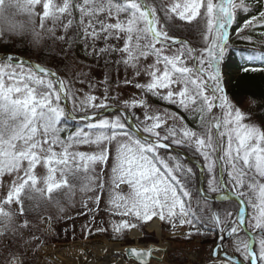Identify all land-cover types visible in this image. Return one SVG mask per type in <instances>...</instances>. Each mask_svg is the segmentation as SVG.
<instances>
[{
  "label": "snow or ice",
  "instance_id": "6c2138e0",
  "mask_svg": "<svg viewBox=\"0 0 264 264\" xmlns=\"http://www.w3.org/2000/svg\"><path fill=\"white\" fill-rule=\"evenodd\" d=\"M238 11L254 13L236 30L238 38L251 40L241 34L258 25L264 27V0H182L170 8L157 6L156 0H63L62 3L0 0V20L7 25L0 27V42L30 35L31 47L38 50L46 32L50 39L67 44L62 50L65 68L74 58V45L80 43L85 55L118 54L117 63L137 69V75L141 59L152 56L154 63L145 69L150 81L136 83L135 87L199 119L194 130L184 122L186 117L176 112L165 109L163 117L145 112L141 128L140 124L130 123L125 114L126 109L144 106V101L134 99L124 101L118 110L120 114L106 117L98 110L111 107L106 103L107 88L103 99L87 93L79 99L71 81L66 82L59 74L60 65L53 70L41 63L33 64L31 57L5 54L0 57V180L6 174H14V179L0 202V236L8 235L17 214L6 210L5 205L15 203L23 217L26 212L35 211L32 201L52 200L55 191L65 188L71 191L78 182L82 191L93 193L89 197L92 207L88 203L84 207L95 215L106 185L100 180L93 186L89 173L95 172L97 165L108 164L115 144L107 209L121 218L111 225L115 234L122 235L125 230L153 220L167 223L173 230L187 225L184 238L188 240L218 233L219 242L214 245L211 257L213 264H264V121L257 126L249 116V122H245V114L226 91L221 70L226 53L230 52V28ZM76 12L78 21L74 17ZM17 15L26 16L27 22L16 20ZM174 17L188 24L196 22L202 46L178 34L170 23ZM49 21L51 26L46 27ZM162 21L166 27L160 26ZM58 24L63 29L62 35H57ZM100 40L104 41V47L97 53L96 43ZM173 48V54H166ZM257 55L259 66L255 63ZM249 57L241 53L242 71L264 74V53H249ZM125 83L131 81L126 79ZM62 101H73V108L66 111L67 103L61 106ZM76 101L81 110L95 111L81 116L84 123L71 130L63 127L62 121L77 118ZM162 125L167 127L162 129ZM161 129L163 135L158 131ZM141 131L148 136L141 138ZM172 144L190 146L203 158L209 177L206 189L194 191L192 169H185L167 153L161 154V149ZM82 145H95V150L80 151ZM38 165L46 168L45 188L37 187ZM105 175L108 173L102 167L97 179ZM121 185L129 187L127 195L117 191ZM220 189L227 190L222 201L234 199L235 214L228 210L221 214L208 208L205 215V205L214 199L208 193ZM249 207L252 212L247 218ZM43 220L50 225L48 217ZM28 224L25 218L20 227L27 228ZM241 232L245 235L240 236ZM226 237L232 238L233 251L240 258L227 249L220 257L219 250ZM12 245L9 240L8 246ZM156 251L151 246L144 251L130 249L140 264H148ZM9 264H34V261L11 253Z\"/></svg>",
  "mask_w": 264,
  "mask_h": 264
},
{
  "label": "rangeland",
  "instance_id": "374dc122",
  "mask_svg": "<svg viewBox=\"0 0 264 264\" xmlns=\"http://www.w3.org/2000/svg\"><path fill=\"white\" fill-rule=\"evenodd\" d=\"M54 2L62 3L63 0H54ZM74 2H76V0H74ZM157 2L162 4L164 7L170 8L173 4L180 3L182 2V0H156V5L158 4ZM160 14L161 13L158 12V15ZM19 16L22 17L24 22H27L26 16ZM74 17L75 20L78 21L79 13H74ZM64 22H67V15L65 16ZM170 23L173 24L174 28H182L184 32L185 30H187V36H192L191 38L187 39L192 41L193 44L198 43L199 46H202L203 40L201 35L199 38H195L196 35L200 33V29L195 26V21H193L192 24H188L187 22L179 21L178 17H174V21H170ZM38 25L39 20H37V29L39 30ZM6 26V23L3 20H0V27ZM50 26L51 22H46V27ZM160 26L166 27L163 21L161 22ZM62 34H64L63 29L58 24L57 35ZM71 34L72 30L70 29L69 35ZM42 36L43 38L38 50L31 47L29 43L31 39L30 35L22 38L25 42V50L37 51V55H33L34 51L29 55L34 56L32 60L36 62H42L46 67L49 66V63H51L54 68H56L57 65H60V70L62 71L63 78L67 79L66 82H68V80L71 81V87L73 91L76 92L79 99H83L85 93L95 95L99 99H103L105 95V89L107 88L108 100L106 101V103L111 105V107L113 108H122L124 101L127 100L134 99L137 101H144V106L138 105L134 109H126L131 114L135 123L141 125V128L143 126L141 122L145 120V112H148L149 114H159L163 117L165 115V109H167L169 113L176 112L179 115L185 116L186 119L184 122L194 130L197 129V125L199 123L198 117L193 119L191 116L183 113L176 106L170 105L166 101L161 100L158 96H153L151 93H146L144 90L135 87L136 83L146 84L150 81V76L147 74V71L145 69L148 65L154 63V57L149 56L146 59H141V61L139 62L140 74L137 75V69L126 67L123 63H117V61L120 59L118 54L94 53L92 55H85L83 44L76 43L72 50L74 57L72 63L70 64V66L65 68L63 66V61L66 60V57L64 56V52L62 50L67 48V44L50 39L46 32H44ZM245 42L248 43L250 42V40H245ZM109 43H111V41ZM16 44V42L9 43V40H4L0 42V50H3L4 52L2 53H5V49L7 47L15 48ZM102 47H104V41H97V53ZM88 51H92L91 47L88 49ZM46 52H50L52 54L51 60L47 58ZM174 52L175 49L173 48L171 50H168L166 54H173ZM41 54L44 55L42 56ZM26 57L29 56L26 55L25 58ZM188 63L189 65L191 64L190 61ZM222 66L223 64L221 65L223 76L225 79H227L228 82L227 85V83L223 81L224 85H226V88H230V81L232 80V83H234L240 76V74L229 76L226 74V72H224ZM248 76L250 77L252 75ZM126 79L128 81H131V83H125ZM82 80L83 83H81ZM89 85H92V87L90 88ZM163 94L164 93L162 91L161 95ZM233 102L235 106L245 114L246 118L250 116V114L247 113V109L249 108L250 103L244 101L242 105H238L236 103V100H233ZM69 105L72 109L74 106L73 101H69ZM61 106H64L62 102ZM75 108L76 111L74 112V115H90L93 111H95L91 108L81 110L79 101L75 102ZM98 111L102 112L103 109H100ZM108 117L110 118L113 116ZM189 118H192L193 121L189 120ZM245 122L249 121L246 119ZM251 122L255 123L257 126L260 125V123L255 119H251ZM171 123L172 121L169 120L168 124ZM165 127H167V125H162V129ZM163 134L164 132L161 131V135ZM144 135L148 136L147 133H144ZM175 146L180 148V146L178 145ZM185 147L192 149V147L190 146ZM79 150L91 152L95 150V145H82L80 146ZM114 151L115 144H113L112 146L108 164L106 166L97 165L95 172L89 173V175H91L93 178V186L96 183H99L100 180H103L106 185L105 192L101 197L99 211H97L95 215L84 207L85 203H88L89 207H92L89 197H91L93 193L82 191V185L79 182L75 184L71 191L66 188L55 191L52 194V200H40L39 198H37V200L32 201L31 203L35 206V211L26 212L25 216L23 217L18 214V206L15 203L11 205H5L6 210H10L17 214L13 216L12 226L8 233V237H11L13 239L12 247H4L7 244L6 241L8 237L6 238V236H0V243L2 242L1 244H3L2 247H0V264H9L11 253H19L24 259L33 260L34 264H62L63 261L68 264H75V259L67 252V249H69V247H66L65 245L71 244L72 246H74L81 243L85 245L89 244L90 248L94 250L90 252L91 255L86 254L84 253V251H82L80 253V256H77L76 258H84L91 264V262L94 261L91 256L97 255L96 250H98V241H102L104 243L112 245L131 247L136 244L135 241L131 240V233L134 230L139 231L140 234L142 233L141 238H139L137 243L140 246L152 244L161 245L163 243H167L170 246L167 255L168 257L166 258V264H188L191 259L190 253L195 249L200 250L199 261L204 260L205 262H210V246H207L206 244L205 246H201V244L196 242L197 238H195L191 242H188L187 240L185 241V239L183 238L184 230L175 231L173 229H170L167 223L159 222V224H161V236L156 235V233L147 234L145 224L142 227H138L130 231L125 230L122 235L115 234L112 231L111 225L113 223L119 222L121 219L119 216H113L107 211L108 207H110V205L108 204L110 192L108 184L110 183V168L113 163ZM160 152L162 155L164 154L162 151ZM191 152L197 154L200 160L203 161V158L197 152L193 151V149ZM167 155L170 157H174L175 161H178L185 169L189 168V165L177 155L172 153H169ZM175 161H173V164L175 163ZM203 163L206 169L205 162L203 161ZM102 167L103 171L108 173V175L101 176L99 177V179H97V174L101 172ZM36 175L38 176V178H40V183L37 185V187L45 188L46 186L43 183V177L46 175V168L38 165L36 168ZM13 179L14 174H6L2 178V180H0V202L5 199L8 188ZM194 188L195 187H193V190ZM117 191L120 194L127 195L130 189L127 185H123L121 186V189ZM220 191H222V189H220ZM208 208H210V204L207 202V204L205 205V211H207ZM43 217H48L50 219V225L49 223L44 222ZM25 218L29 221V224L27 228H22L20 227V225L23 223V220ZM100 228L107 230L97 231V229ZM33 237H36V239H34ZM3 247L4 249H6V251L2 250ZM61 247H65L66 249H60ZM60 253H64V256H61ZM95 263L100 264L101 261H96ZM77 264H81V261H77Z\"/></svg>",
  "mask_w": 264,
  "mask_h": 264
},
{
  "label": "trees",
  "instance_id": "16d2710c",
  "mask_svg": "<svg viewBox=\"0 0 264 264\" xmlns=\"http://www.w3.org/2000/svg\"><path fill=\"white\" fill-rule=\"evenodd\" d=\"M157 6H160L161 4L159 2H157ZM256 7L258 8L259 5H256ZM77 13V12H76ZM75 13V14H76ZM254 13L249 11L248 13H244V12H237V17L235 19V21L233 22V24L231 25L230 28V33H231V40H230V52L226 53V58L225 61L222 63L223 66L222 68L224 69V72H226L227 75H235V74H240V76L237 78V80L232 83L231 82V86L230 88H226V91L228 92L230 98H232L234 101L236 100V103L239 105H242V103L244 101H247L248 103H250L249 108L247 109V113L250 114L251 119H255L256 121H258L259 123H261V121H264V74H261L259 72L256 73H245L242 71V60H241V53H243V55L245 57H249V53H264V27L261 26H256L255 28H249L247 30H245V33H242L241 35H248L252 38V40H250V42H245V40H242L240 38L237 37L236 35V30L242 26L245 21L249 18H251V16ZM16 20L18 21H23L22 17L17 15L16 16ZM178 29V34H182L185 38H191L192 36H187V30H185V32L183 31L182 28H176ZM200 37V33H198L196 35L195 38H199ZM14 39L9 40V43H13L16 42V47L12 48V47H7L5 50L6 52H10L13 54H17L19 56H29L31 58H33V55H29L31 52L35 51H27L24 48V39L18 38V37H13ZM194 45H198V43H194ZM2 52H4L3 50H0V54H2ZM42 56L44 54H41ZM46 56L47 58H49L50 60L52 59V54L50 52H46ZM249 59H251V57H249ZM45 61V60H44ZM46 62V61H45ZM256 65L259 66V57L257 55V59L255 61ZM43 65H45L43 63ZM49 67L51 69L55 68L51 65V63L48 64ZM48 67V66H47ZM60 75L63 78V74L62 71L60 70ZM248 75H252V76H248ZM249 77V78H248ZM67 81V79H66ZM69 81V80H68ZM224 81V80H223ZM224 83V82H223ZM230 89V91H229ZM251 100H256L257 103L253 104L250 101ZM189 120L193 121L192 118H189ZM83 124V123H82ZM62 126L67 128V129H71L74 130L78 124L77 123H72L70 124L69 121L67 120H63L62 121ZM186 151L194 156L199 158V156L197 154L192 153V149L190 148H186ZM194 175H196V172H194ZM196 177L193 176V185L196 183L195 180ZM220 206V205H218ZM9 236V234L6 236V238ZM4 237V236H3ZM9 240L13 241V239L11 237H8L7 239V244L4 247H8L9 244ZM2 243V242H1ZM0 243V247H2L3 244ZM4 247L2 248L3 251H6V249H4Z\"/></svg>",
  "mask_w": 264,
  "mask_h": 264
},
{
  "label": "bare ground",
  "instance_id": "6f19581e",
  "mask_svg": "<svg viewBox=\"0 0 264 264\" xmlns=\"http://www.w3.org/2000/svg\"><path fill=\"white\" fill-rule=\"evenodd\" d=\"M150 231H154L157 233V235L161 236L160 235V224L158 222H153L152 226L149 228ZM132 236L138 238L140 237L139 233L138 232H133ZM73 248H69L67 249L68 251V254L73 256V258L75 259V264H77V261H81V264H90L87 260H85L84 258H76L77 256H80V253L82 251H85L87 250L91 255V251L94 250V249H91L90 248V245H85L83 243L81 244H77V245H74L72 246ZM154 248L158 249V251L154 254L155 257H163L164 253L168 250L169 246H167L166 244H161V245H158V246H153ZM97 252V255L95 256H91L92 259H94L93 262H91V264H96L95 262H99L101 261L100 264H129L127 261H123L120 259V256H122V254L124 253V249H122L121 247L119 246H116V245H112V244H99L98 245V250H96ZM121 255L119 256L118 254ZM61 256H64V253H60ZM61 261V260H60ZM62 263V262H61ZM62 264H68L66 262L63 261ZM132 264V263H131Z\"/></svg>",
  "mask_w": 264,
  "mask_h": 264
},
{
  "label": "flooded vegetation",
  "instance_id": "af4514ba",
  "mask_svg": "<svg viewBox=\"0 0 264 264\" xmlns=\"http://www.w3.org/2000/svg\"><path fill=\"white\" fill-rule=\"evenodd\" d=\"M192 179H193V176H192ZM196 181V183L193 185V187H195L194 188V191H195V189H197V188H199V175H196V179H195ZM205 181H204V183H203V189H206L207 188V178L205 177V179H204ZM230 187H231V185H230ZM224 191H225V189H224ZM223 190L222 191H218V192H213V193H211V192H209L208 194H211V195H213L214 193H223L224 192ZM232 191H234V189L232 190ZM209 203V202H208ZM210 204V208H213V209H217V210H219L217 207H216V204H211V203H209ZM230 209V208H229ZM234 209L235 208H233V210H229V211H233V214H235L234 213ZM251 208L249 207L247 210H248V217L247 218H250V216H251V210H250ZM226 210H228V209H226ZM221 212H222V214H223V211L222 210H220ZM207 214V211H205V215ZM250 231H251V229H250ZM245 234L243 233V232H241L240 233V236H244ZM206 237H208L209 239H208V241L207 242H213V243H215V244H217L218 242H219V235H218V233H213L212 235H204V236H200V239H199V241H200V243L201 244H204V246H205V243L207 244V242H206ZM225 240H227L226 242H224L225 243V248L228 250V252L229 253H231V254H233L236 258H240V256H239V253H235L234 251H233V242H232V238H228V237H226L225 238ZM207 246H209L208 244H207ZM208 248V247H207ZM206 248V249H207ZM258 248V247H257Z\"/></svg>",
  "mask_w": 264,
  "mask_h": 264
},
{
  "label": "water",
  "instance_id": "95a60500",
  "mask_svg": "<svg viewBox=\"0 0 264 264\" xmlns=\"http://www.w3.org/2000/svg\"><path fill=\"white\" fill-rule=\"evenodd\" d=\"M5 54H10V53H5ZM4 54V55H5ZM4 55H1L0 57H3ZM17 56V55H16ZM32 63L33 64H36L35 62H33L32 61ZM64 104L65 103H67V107H66V111L67 110H70V106H69V101L68 102H63ZM120 108H109V109H107V110H103V112H104V115L105 116H107V115H113L114 113H119V110ZM120 114V113H119ZM125 114L127 115V117H128V121L130 122V123H132V124H134V122H133V119H131V117H130V115L127 113V111H125ZM69 120H71V121H80V122H82V120L80 119V118H76V119H69ZM141 135V138H144L145 136H143L142 134H140ZM164 150H167V151H172V152H175V153H177V154H179V155H181L184 159H186V160H188L190 163L192 162L195 166H197L198 167V169H200V174H201V178H200V180L202 179V176H203V169H201V167H200V165H199V163L196 161V160H194V159H190L189 157H187L181 150H178V149H175V148H173V147H169V148H167V149H164ZM202 181V180H201ZM202 184V183H201ZM212 198H214V199H210L211 201H222V200H220V198L219 197H212ZM100 242V241H99ZM131 248H133V247H131ZM130 248V249H131ZM130 249H127L126 250V254H125V258H127V259H129L130 261L131 260H134V261H136L137 263H140V261H139V259L138 258H136L135 256H133L131 253H130ZM141 251H144V250H141Z\"/></svg>",
  "mask_w": 264,
  "mask_h": 264
}]
</instances>
